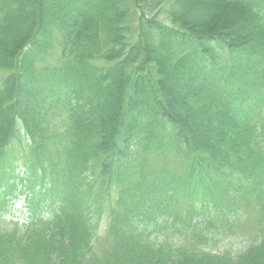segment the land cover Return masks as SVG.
<instances>
[{
	"label": "trees",
	"instance_id": "trees-1",
	"mask_svg": "<svg viewBox=\"0 0 264 264\" xmlns=\"http://www.w3.org/2000/svg\"><path fill=\"white\" fill-rule=\"evenodd\" d=\"M166 2L162 24L153 12ZM131 4L139 7L135 29L127 21ZM49 48L58 50L56 63L40 64ZM243 64L251 73L241 71ZM261 65L260 0H0V213L22 180L17 167L34 172L35 166L40 185L52 180L50 194L59 196L57 206H44L51 207L46 221L36 215L44 207L31 194L34 219L23 233L13 228L4 236L0 229V264L78 261L91 249L98 227L91 218L101 215L102 194L120 187L121 204L141 189L125 183L140 152L165 148L181 155L187 183L159 189L163 198L171 202L178 192L192 203L199 195L212 204L204 215L222 217V228L238 222L245 208L264 205ZM56 92L66 97L50 115L48 96ZM149 187L136 206L122 214L111 207L109 216L114 237L140 242L149 263L256 264L255 254H264V227L235 256L207 250L215 240L208 229L218 227L200 213L203 201L189 206L186 220L162 207L138 214L136 207L156 198ZM170 226L186 243L166 259L152 235ZM48 245L46 261L41 250Z\"/></svg>",
	"mask_w": 264,
	"mask_h": 264
},
{
	"label": "rangeland",
	"instance_id": "rangeland-1",
	"mask_svg": "<svg viewBox=\"0 0 264 264\" xmlns=\"http://www.w3.org/2000/svg\"><path fill=\"white\" fill-rule=\"evenodd\" d=\"M260 1L264 4V0H260ZM166 3L153 12L154 15H156L157 19L160 20L162 24L168 22L165 15V9L168 6H170V3L169 2ZM129 9H130V15L127 18V21L133 27V29H135V26L137 25L139 7L137 6V4H131L129 6ZM48 51L49 54L44 55V59L40 64L50 63L54 65L56 63V56L58 55L57 48L54 51L51 48H49ZM261 69H264V65H261ZM241 71H243L244 73H251L252 71L251 65L248 66L245 64L241 65ZM250 80L251 79L249 77L244 78L243 83L250 82ZM243 86L244 85H242V87ZM48 97L50 101V107L48 106V104H46V106L51 108V112H50L51 115V113L57 109L56 105L61 104V102L64 101L66 96L64 94H60L59 92H56ZM62 118L65 120L66 116L64 115L62 116ZM24 154H26V151H24ZM10 157H12L13 161H15L14 165L16 167L20 163V161L16 160L15 155ZM133 163L134 166L131 168V172L129 173L130 174L129 182L128 180H126L125 183L126 182H127L126 184L135 183L136 185H139L141 189H137L135 192L131 194V196H128L126 200L124 201L122 200L123 202L121 201V204H117L115 198L121 192L120 187L118 186L115 187V185H113L111 189H108V191L104 192L102 196L99 198V201H101L102 199L105 201L104 202L102 201L103 203L101 204L102 206L100 212L97 213V215L100 214L101 215L97 219L90 216L92 217L91 221L93 223L95 221L98 222L97 230L95 229V234L92 236V242L90 244L91 249H89L88 252L85 253L81 258L78 255L77 258H80L78 259V261L75 260L74 261L72 260L70 262L67 261V263L65 264H154L153 262L149 263L148 260H146L150 258H146L140 255L141 251L137 249V245L140 244V242L135 241L134 243L131 244H128L126 240H121V242H119V237L117 236L114 237L113 235L114 230L112 229V226L114 222L110 223L109 220L111 207H115V209L112 210L113 211L112 213L122 214V212L124 211L123 209H125V207L126 208L132 207L130 203H133V206L134 204L136 206V201L139 198L146 196L145 193L147 192V190L144 187H147L148 185L150 186L148 191L153 192L152 196L156 198L153 199L152 205L150 204L149 201H145V204L136 207V209L138 210L137 211L138 214H144V213L147 214L151 209H152L151 212L156 213L158 210L155 207H162L165 211H167L168 214H170V212L174 213L175 211L177 217H179L181 220L182 219L186 220L187 217H185V214L188 211H190L189 206L191 204H195V207H200V203L203 201L204 203L203 206L206 207L203 210H201L200 213L203 212L202 214L203 216H205L206 218L205 220L208 223L211 221L210 223L211 225H215L216 227H218V229H214L210 227H209L210 229H208L209 234L214 233V238H215L214 241H209L208 245L205 244L206 245L205 247L210 251H215L218 253H221V251H225L231 254H237L239 251L246 249V247L249 244L255 243L261 238L260 227H264V222L262 224H258V222L264 221V216H263L264 205H262L263 203L260 204V207L253 205L252 203L253 206L250 208V210H247L245 208L243 216L241 219H239L238 222L231 224V222L228 221L230 222L228 228H222L219 225L220 223L223 222V220H221L222 217H218L217 214L216 215L213 214L211 216V219H208L210 217H206V215H204L206 211L205 209L207 207H212L211 206L212 204H209L208 203L209 201L205 199L203 200L201 197H199V195L196 198L192 199L193 201V202L191 201L192 203L180 199L179 196H181V194L178 192L174 194V198L172 199L171 202H167L166 200L169 199L163 198L164 192L160 191L159 189H165V186L172 184L174 185L173 187L179 189V187L182 186V184L176 182V180H180V179H182L181 180L182 183L184 182L187 183L186 180L188 176L185 174L188 168L187 162L182 158L181 155L177 154L176 151H174L173 149L170 150V149L161 148L158 151L154 150V151L140 152L139 155L135 158V161ZM33 168H34V172H31L30 166L28 168L26 166L25 168L17 167L15 173L16 175L18 174L19 175L18 178H22V180L21 182H18L16 185L17 193L14 196L16 198L15 199L11 198L9 202L10 206L14 205L13 209L15 215L17 216L13 217L11 214H9L10 211L9 212L6 211L0 214V228L3 229L1 231L5 232L4 236H7V231H10L12 229L11 219L13 218L19 219L25 215L24 212L21 214L24 207V203L21 199H25L27 206H29L30 203L29 200L32 199L29 197L31 196V194H33L35 198L34 201H37V203L39 204V209L43 208L46 205V203H51L53 207H55V205L58 204L57 202H59L58 201L59 196L50 194L49 187L51 186V184L49 183V180L45 181L46 179L44 178L45 183L44 186L42 187V185H40L41 180H40V174L38 173L39 171L36 169L35 166ZM26 185L29 187H34L33 188L34 192L28 191L26 189ZM193 186L194 183L190 182L189 187L194 188ZM55 187H56L55 184H53V188ZM189 187L187 189H189ZM108 200L110 201V203ZM125 201L126 204L124 203ZM160 201L162 202L159 203ZM166 208L169 209L170 212L166 210ZM18 209L21 212H19ZM50 209L47 211H42L43 214L45 213L44 216H48L50 214V212H48L50 211ZM195 211H199V210L195 209ZM208 211H210L209 208H207V212ZM168 214L166 216H168ZM176 225L182 227L180 224H176ZM109 226L111 228H109ZM20 227L19 229L22 232L23 229ZM199 233L205 234V232H199ZM152 237L155 238L152 241L156 243V245L153 247L160 248L159 253L157 254L163 256L166 259L170 257L169 254L172 256V254L178 253V250H176L175 247L186 243L183 234L180 231H177L173 226L158 231L155 234V236L152 235ZM36 241L37 238L34 239L32 242L34 243ZM172 243H174V245ZM49 246L50 245H48L47 248H45L44 250H41V255L44 256L43 260L46 261L50 253L47 252ZM253 253L255 252H252V254ZM255 256H257L255 258L256 264H264V254L259 256L258 254H255ZM39 261L35 258L33 259L34 264H38ZM210 261H214L212 264H227V261L223 259L215 258L214 260H210ZM156 264H158V262ZM163 264L166 263L164 262Z\"/></svg>",
	"mask_w": 264,
	"mask_h": 264
},
{
	"label": "bare ground",
	"instance_id": "bare-ground-1",
	"mask_svg": "<svg viewBox=\"0 0 264 264\" xmlns=\"http://www.w3.org/2000/svg\"><path fill=\"white\" fill-rule=\"evenodd\" d=\"M49 183L51 184V186L49 187V189H53V182H52V180L49 179Z\"/></svg>",
	"mask_w": 264,
	"mask_h": 264
}]
</instances>
